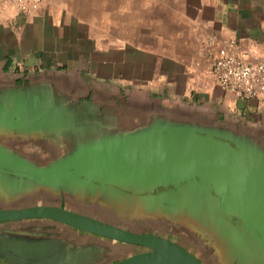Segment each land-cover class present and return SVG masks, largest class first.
<instances>
[{
	"label": "water",
	"instance_id": "1",
	"mask_svg": "<svg viewBox=\"0 0 264 264\" xmlns=\"http://www.w3.org/2000/svg\"><path fill=\"white\" fill-rule=\"evenodd\" d=\"M35 90L18 87L0 93V136H64L72 146L65 155L36 165L0 143V156L7 157L0 166V194L37 187L94 192L118 215H162L177 222L212 249L216 264H264L261 144L221 127L161 115L142 128L117 132L108 129L105 119L72 111L66 116L70 124L59 127L50 107L36 106L46 101L47 92ZM30 218L60 221L145 248L107 264H203L181 243L160 234L124 229L55 206L0 208V221ZM52 241L0 240V251L19 264H65L63 253L53 252L58 245Z\"/></svg>",
	"mask_w": 264,
	"mask_h": 264
},
{
	"label": "crops",
	"instance_id": "2",
	"mask_svg": "<svg viewBox=\"0 0 264 264\" xmlns=\"http://www.w3.org/2000/svg\"><path fill=\"white\" fill-rule=\"evenodd\" d=\"M188 5L190 23L173 31L150 26V0H46L36 11L0 19V93L42 87L64 112H90L110 131L136 130L161 115L221 127L264 147V95H236L194 59L209 36L234 41L246 61L264 59V0ZM152 55L160 65L174 63L175 71L161 69L156 79L138 75L136 63ZM31 139L16 148L32 156L42 141L39 157L48 158L72 146L64 136L25 138Z\"/></svg>",
	"mask_w": 264,
	"mask_h": 264
},
{
	"label": "flooded vegetation",
	"instance_id": "3",
	"mask_svg": "<svg viewBox=\"0 0 264 264\" xmlns=\"http://www.w3.org/2000/svg\"><path fill=\"white\" fill-rule=\"evenodd\" d=\"M49 96H50L49 94L46 96V101L48 102L46 101L44 103L37 102L36 106L39 109L42 108L47 109L48 107H50V110L52 111L55 120L58 119L60 121L58 123L59 127L69 125L70 123L66 119V116H68L67 114H69V112H64L63 110H61V108L55 103L53 99H50ZM60 114H64L65 117L59 116ZM51 117L52 116L49 114V119H48L49 122L51 121ZM15 142L33 143L32 139L25 140V138L23 139L20 137H17V139L9 138V137H0L1 144L12 149V151H14L16 155L18 154L20 155L21 158L33 162L36 165H45L50 161L58 158V156H55L56 152L47 153V154H52V156H49L48 158L39 157L40 155H42L41 152L44 144L42 141L34 144L36 147L39 148V151L35 150L32 156H28L24 153L23 150H21L20 148H16L17 144H15ZM66 153L64 152V154H61L60 156L65 155ZM4 158L7 157L0 156V166L5 162ZM2 169L5 172L7 170L6 167H2ZM38 205L64 208L73 212L91 216L93 218L102 220L107 223L114 224L124 229L136 231L121 223L112 222L107 218L106 219L101 218L99 215L100 213L101 215L102 214L106 215L105 217L108 218L109 216L111 218V216L116 217L119 215L116 213L114 209L109 207L107 201H105L102 195H98L94 192H89V193L80 192L78 194H73V193H65L63 190L51 191L44 189L42 187H37L36 189H31L25 192H20L19 190H15V191H11L9 194H0V208L13 209V208H23V207L38 206ZM107 212L108 214L110 213V215H108ZM150 216L149 217L143 216V219L145 220L159 219V220L169 221L167 218H164L162 215L151 214ZM124 217L131 219L138 217L142 219L141 216H131V217L124 216ZM152 234H160V233L154 232ZM160 235L164 236L163 234ZM164 237L177 242V240L173 239L172 237H167V236ZM6 239H12L15 241H36V242L52 239L53 244L55 245L57 243L58 245V246H53L54 247L53 252L54 253L62 252L63 254H61L62 257L60 258L62 260V263L65 264H107L116 259H120L122 257L120 255L128 253L130 249L136 247L139 250L145 249L140 245L119 242L107 237L96 235L94 233L76 229L60 221L46 219V218H30V219H21V220L0 221V240H6ZM108 246L113 248L117 247V249L116 250L114 249V252H112V255H110L111 253L108 255L106 254V250ZM185 248L191 253H193L203 264H206L197 255V253L189 249L188 246ZM51 254L47 253L48 256L46 257L49 258L54 257ZM70 256L71 258H69ZM0 264H19V263L10 255H7L5 252L0 251ZM22 264H24V262H22Z\"/></svg>",
	"mask_w": 264,
	"mask_h": 264
},
{
	"label": "built area",
	"instance_id": "4",
	"mask_svg": "<svg viewBox=\"0 0 264 264\" xmlns=\"http://www.w3.org/2000/svg\"><path fill=\"white\" fill-rule=\"evenodd\" d=\"M46 0H0V19L38 10ZM234 41L209 36L201 41L198 65L222 87L238 96L264 95V59L246 61L235 52Z\"/></svg>",
	"mask_w": 264,
	"mask_h": 264
},
{
	"label": "rangeland",
	"instance_id": "5",
	"mask_svg": "<svg viewBox=\"0 0 264 264\" xmlns=\"http://www.w3.org/2000/svg\"><path fill=\"white\" fill-rule=\"evenodd\" d=\"M194 0H150L151 7L149 14V22L150 26H168V30L171 31L174 30L175 26H187L190 23L189 17H190V8L188 3L192 2ZM139 16V22H142V18L144 17L145 20H147V14L145 12V15L142 16L140 14ZM152 50H156L157 47L151 48ZM196 52V50H195ZM195 59V65L200 66L197 64L198 62V53L196 52L194 55ZM154 56L152 55L149 60H145L138 65L136 63V73L142 74L144 77L150 76L151 79H156L155 76H157L158 72L161 71V69H166L168 72H174L176 69V65L172 62H166L158 64L155 62ZM141 67V68H138ZM161 67V68H159ZM140 80V79H139ZM135 80V81H139ZM109 212V211H108ZM107 212V214H108ZM101 218L109 219L112 222L121 223L125 226H128L137 232L140 231L141 233H160L167 237H172L173 239H176L177 242L181 243L184 247H189L192 251L197 253V255L206 263V264H216L215 257L211 252V248L208 249L204 245L203 242L199 241V239L195 238L189 233L184 232L177 222H173L172 226L169 221L166 220H145L136 217V218H127L124 216H109L105 217L106 215L101 213L99 214ZM110 215V213L108 214ZM151 215V214H150ZM146 215V216H150ZM151 217V216H150ZM147 218V217H146ZM171 235V236H170ZM117 249L116 247H114ZM139 249L133 248L130 249L128 253L121 254L120 256H127L131 254L134 251H138ZM116 257V255H115Z\"/></svg>",
	"mask_w": 264,
	"mask_h": 264
}]
</instances>
